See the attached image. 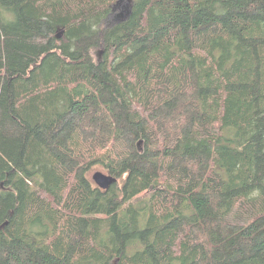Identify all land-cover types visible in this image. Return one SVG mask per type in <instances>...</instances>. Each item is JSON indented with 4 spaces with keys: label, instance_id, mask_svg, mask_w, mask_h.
Returning a JSON list of instances; mask_svg holds the SVG:
<instances>
[{
    "label": "trees",
    "instance_id": "obj_1",
    "mask_svg": "<svg viewBox=\"0 0 264 264\" xmlns=\"http://www.w3.org/2000/svg\"><path fill=\"white\" fill-rule=\"evenodd\" d=\"M118 1L0 0V264H264V0Z\"/></svg>",
    "mask_w": 264,
    "mask_h": 264
},
{
    "label": "water",
    "instance_id": "obj_2",
    "mask_svg": "<svg viewBox=\"0 0 264 264\" xmlns=\"http://www.w3.org/2000/svg\"><path fill=\"white\" fill-rule=\"evenodd\" d=\"M130 7H131V1H128V0L118 1L113 6V10H112V13L109 17V20L112 18L113 14L116 11H118L119 9H122V12L117 17V19L114 20L113 22H117V21H120L122 18H126L128 16ZM57 37H58V39H61V34ZM92 178H93L94 182L98 185V187L101 188V190H105V191L110 189L114 184H116L118 182V180L115 177H113L112 175H109V174H105L103 172L95 173ZM4 226H6V224ZM4 226H2L1 228H3Z\"/></svg>",
    "mask_w": 264,
    "mask_h": 264
},
{
    "label": "rangeland",
    "instance_id": "obj_3",
    "mask_svg": "<svg viewBox=\"0 0 264 264\" xmlns=\"http://www.w3.org/2000/svg\"><path fill=\"white\" fill-rule=\"evenodd\" d=\"M121 12H122V9H119L118 11H116V12L113 14L112 18H111L108 22H113L114 20H116L117 17L121 14ZM94 55H95V59H96V60H100V59H102V55H103L102 48L97 49V50L95 51ZM97 172H102V171L98 170ZM97 172H94L93 175H94L95 173H97Z\"/></svg>",
    "mask_w": 264,
    "mask_h": 264
}]
</instances>
